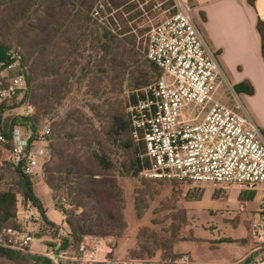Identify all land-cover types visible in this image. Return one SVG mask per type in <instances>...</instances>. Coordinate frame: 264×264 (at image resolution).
<instances>
[{
    "label": "trees",
    "instance_id": "trees-1",
    "mask_svg": "<svg viewBox=\"0 0 264 264\" xmlns=\"http://www.w3.org/2000/svg\"><path fill=\"white\" fill-rule=\"evenodd\" d=\"M97 1L0 0V57L10 50L22 54L29 68L26 98L36 109L34 115L17 118L8 124L4 118L7 104L1 125L10 137L16 127L36 134L43 120L56 119L51 124L45 182L53 192L56 209L65 216V224L69 228L70 239L65 240L61 248L72 254L79 253L89 236L111 238L116 251V243L127 237L129 228L125 215L126 195L119 179L125 174L141 175L149 167V160L143 135L140 133L139 139L134 137L133 113L111 111L105 115L91 107L93 117L84 111H63L60 116L59 110L70 101L74 85L82 80L89 81L88 87L99 101L105 99L104 84L113 88L128 84L131 92L128 105L132 107L144 95L143 90L162 76L161 70L138 47L137 34H133L129 27L155 4L140 9L144 0L139 3L104 0L107 11L116 13L107 20V24H101L92 15ZM255 1L250 0V4L255 6ZM175 12L173 9V14ZM119 27L121 30L117 31ZM258 30L264 57V21H259ZM139 34L144 35V31ZM234 88L238 94L253 93L248 84ZM103 102V105L108 104L106 100ZM105 118L110 121L105 133L106 143L95 127V119L102 121ZM113 146L129 152L126 162L118 165L112 158ZM10 165L21 179L26 203L39 208L45 228L55 230L57 225L49 220L34 191L33 178ZM150 192H136L135 210L140 220L146 214L140 203L145 202ZM62 193L71 199L70 209L63 203ZM59 197L62 200H58ZM17 204V191H0V233L5 227L15 225ZM168 211L172 213L166 214L164 220L153 217L149 225L138 228L129 257H178L174 254V245L182 240L186 216L184 210L176 206ZM14 254L17 252L0 247V256L10 258ZM46 264L53 263L47 260Z\"/></svg>",
    "mask_w": 264,
    "mask_h": 264
},
{
    "label": "built area",
    "instance_id": "built-area-1",
    "mask_svg": "<svg viewBox=\"0 0 264 264\" xmlns=\"http://www.w3.org/2000/svg\"><path fill=\"white\" fill-rule=\"evenodd\" d=\"M172 2L175 14L151 26L144 39V52L162 76L130 107L134 137L143 135L149 160L141 176L189 187L256 190L264 185V132L245 104L224 101L221 90L227 77L218 52L195 20L194 6L185 0ZM28 75L20 52L10 50L0 57V145L7 147L15 168L34 178L43 173L49 158L51 130L33 134L16 127L8 137L1 125L5 105L28 90ZM42 223L39 208H19L15 225L0 233V247L28 251L36 241L34 228ZM251 234L260 252L253 264H264V201ZM46 255L53 264H200L188 256H116L110 239L99 236L86 237L78 254L58 244Z\"/></svg>",
    "mask_w": 264,
    "mask_h": 264
},
{
    "label": "crops",
    "instance_id": "crops-1",
    "mask_svg": "<svg viewBox=\"0 0 264 264\" xmlns=\"http://www.w3.org/2000/svg\"><path fill=\"white\" fill-rule=\"evenodd\" d=\"M185 1L194 6L195 20L209 45L218 52L229 83L233 87L248 84L253 90L241 94L264 132V57L258 30L259 21H264V0H256L255 6L250 0ZM196 188L202 192L199 198L184 200L180 206L187 224L182 240L174 245V254L200 264H253L260 252L251 231L262 209L264 185L256 190L230 187L223 191L211 185ZM51 208L59 213L53 205ZM60 216V221L54 222L61 225L64 217ZM128 240L129 253L135 240ZM128 253L124 257H129Z\"/></svg>",
    "mask_w": 264,
    "mask_h": 264
},
{
    "label": "rangeland",
    "instance_id": "rangeland-1",
    "mask_svg": "<svg viewBox=\"0 0 264 264\" xmlns=\"http://www.w3.org/2000/svg\"><path fill=\"white\" fill-rule=\"evenodd\" d=\"M129 1H131L130 3H139L142 0ZM144 1L145 3L140 5V9L150 6L151 3H154L155 6L150 11H144L142 17L129 24V27L132 29V33L137 34V45L138 47H140V49H142V52H144V39L146 32L151 28V26L167 20V18H169L173 14L174 9L172 0ZM96 12H99V15H96ZM115 13L116 11H113V13H109L107 11L104 0H98L92 11L93 17L98 19L101 24H107V20L112 17ZM135 23H137V27H134ZM108 29H112V27H109ZM119 30H121L120 27L117 31ZM141 30L144 31V35L140 36L139 32ZM93 85L97 86L98 84L93 83ZM230 85L231 84L229 83L228 79L227 81H224L221 90V93L224 95V101L233 106L240 104V102L246 105L243 95L238 94V97H236L231 91ZM88 86H90L88 80H82L80 83H76L74 85L73 92L72 94H70V101L66 103V106L63 109L59 110L61 111L59 113L60 116L63 115V111H84L90 117H93L92 113L90 112L91 107L97 108L98 111L104 113L105 115H109L111 111H118L121 114L129 115L131 106L128 105V98L131 92L128 88V84H124L123 86H117L116 88L111 87L107 83L104 84V87H106V95L103 101L106 100L108 102L107 105H103V101H99L97 98H95L92 95L93 93L91 92L90 87ZM28 91L29 88L25 93L20 94L13 101L8 103L4 114L5 121L8 122V124H10L13 120L17 118L29 117L36 113V109L28 103V100L26 98V94ZM54 121H56V119L50 118L43 120L40 123L38 133L43 132L47 129L52 130L51 124ZM109 122L110 121L108 118H105L102 121L95 119V127L98 129L100 133L99 137L104 141V143H106L107 141L105 133L107 131ZM112 154V158L115 159L118 165L122 162H126L129 158V152L119 146L112 147ZM8 159L9 152L7 150V147H3L0 145V191H6L11 189L18 192V211L19 208L23 209L28 204L26 203L21 190V179L17 175L13 167L10 165ZM119 182L122 188L124 189L126 195L127 203L125 215L126 221L129 226L127 231V237H125L124 240H119L116 243L117 250L115 254L116 256L120 257H124V255H127V249L129 248V245H131V241L128 240V236L132 237L131 240H133L139 227L149 225L150 219H152L153 217L159 220H164L166 214L172 213L171 211H168V209L173 206H176L177 209L180 210L182 209L180 206L182 205L184 200L199 198L202 193L201 190L196 187H189L186 185L170 183L167 181L154 182L150 181L147 178H144L141 175L134 176L125 174L124 177H121L119 179ZM32 183L34 191L37 197L41 200L45 210L48 211L47 209L49 208V215L51 216V218L54 221H60V214L62 213L59 210L58 211L60 214L54 212L51 208L52 205L55 207V202L53 200V192L45 182V169L43 173H40L32 179ZM148 191H151L150 196L146 198L144 203H140L143 209H146L148 207L147 210L144 209V211H146L145 217L140 220L135 210L136 192ZM61 197L62 199H67V202L64 204H66L67 208L70 209L69 204L72 203L71 199L64 193L61 194ZM61 197H59L58 200H62ZM62 216L64 217V222L61 225L51 220L57 225V228L55 230L47 229L42 224L40 226L35 227L34 235L36 237V241L34 242L32 247L26 252L16 251L17 254H14L10 258L0 256V264H46L47 260L51 261L46 254L49 251H52L56 247H58V244L63 246L64 241L70 239L69 228L65 224V216L63 214ZM107 239H110L111 243H113L114 241L111 238Z\"/></svg>",
    "mask_w": 264,
    "mask_h": 264
}]
</instances>
